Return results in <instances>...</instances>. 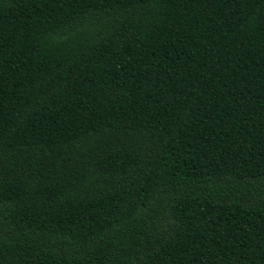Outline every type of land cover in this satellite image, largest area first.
<instances>
[{
    "label": "trees",
    "instance_id": "trees-1",
    "mask_svg": "<svg viewBox=\"0 0 264 264\" xmlns=\"http://www.w3.org/2000/svg\"><path fill=\"white\" fill-rule=\"evenodd\" d=\"M0 264H264V0H0Z\"/></svg>",
    "mask_w": 264,
    "mask_h": 264
}]
</instances>
